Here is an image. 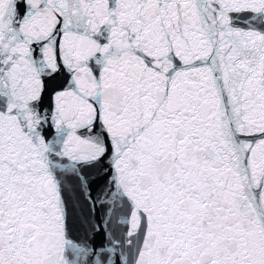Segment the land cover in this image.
<instances>
[{
	"label": "snow or ice",
	"instance_id": "obj_1",
	"mask_svg": "<svg viewBox=\"0 0 264 264\" xmlns=\"http://www.w3.org/2000/svg\"><path fill=\"white\" fill-rule=\"evenodd\" d=\"M0 264H264V0H0Z\"/></svg>",
	"mask_w": 264,
	"mask_h": 264
}]
</instances>
